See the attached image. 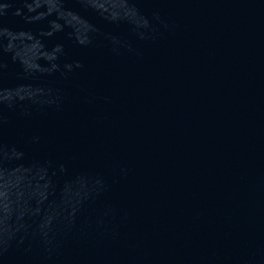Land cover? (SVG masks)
Masks as SVG:
<instances>
[{"label": "water", "instance_id": "95a60500", "mask_svg": "<svg viewBox=\"0 0 264 264\" xmlns=\"http://www.w3.org/2000/svg\"><path fill=\"white\" fill-rule=\"evenodd\" d=\"M0 264H264V0H0Z\"/></svg>", "mask_w": 264, "mask_h": 264}]
</instances>
